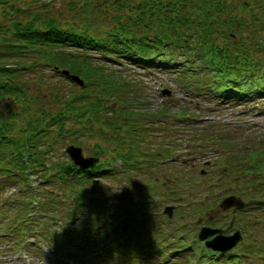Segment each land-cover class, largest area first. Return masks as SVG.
<instances>
[{"label":"trees","instance_id":"obj_1","mask_svg":"<svg viewBox=\"0 0 264 264\" xmlns=\"http://www.w3.org/2000/svg\"><path fill=\"white\" fill-rule=\"evenodd\" d=\"M18 3L0 0L3 8L18 11L6 25L0 24V179L5 178L13 185L16 171L48 180L54 175L70 189L68 195L64 194L68 204L77 201L76 209L69 210L70 220H87L94 228L107 223L109 234L101 233L98 251L91 249L94 257L98 252L115 254L113 245L108 243L111 247H107L105 243L114 233L116 243H120L119 253L132 248L130 257H125L128 262L127 258L138 252L146 259L150 248L147 253L139 249L149 243L142 242L132 231L124 245L118 235L121 216L115 212L123 199L104 200L105 195L97 193L102 186L100 178L113 170L107 169L111 162L101 159V163L84 168L73 162L63 146L68 141L76 145L94 141L93 147L99 154L107 151L109 139L115 136V149H121H117L113 162L116 158L124 159L123 169L133 171L138 167V154L142 159L150 153H140L147 130L137 131L135 120H148L144 127L148 129L152 120H163L161 117L182 120L189 112L170 103L152 107L138 96L133 97L135 100L130 96L124 100L125 93L119 91L124 89L121 74L107 69L102 62H94L98 56H92L88 49L111 61L145 64V68L156 65L168 73L174 72L187 90L196 95L215 98L212 93H219L232 104L242 100L259 103L264 101V0H86L70 3L73 13L67 21L49 14L24 16L19 13L25 8ZM102 22L107 23L104 26ZM64 46L70 49L63 50ZM180 61L190 65L181 73L176 70ZM49 68L56 73H48ZM65 70L83 77L84 86L69 87L67 81L74 86L76 83ZM211 70L216 76L207 86ZM34 75L37 76L33 79ZM127 85L130 95L137 94L136 86L129 82ZM129 106L132 107L127 109ZM127 143V149L123 150ZM55 154L56 157L61 154L62 158L56 159ZM256 162L264 166V155L259 154ZM260 172L264 174V169ZM136 196H132L131 205L122 203L121 209L130 210L137 203ZM42 197L45 198L43 194ZM40 201L44 211L51 210L46 206L51 200ZM30 204L26 203L27 214L30 207L32 210L35 207ZM139 207L147 210L150 205L142 200ZM41 217L51 223L47 213L41 212ZM208 222L214 224L210 218ZM78 228L76 233L72 231L76 235L80 233ZM23 232L32 234L29 227ZM148 233L147 239L156 234L150 229ZM78 236L95 247L89 235ZM250 247L247 243L244 254L251 251ZM231 250L208 252L216 260L220 258L213 256L216 253L227 259L238 258L241 250L234 253Z\"/></svg>","mask_w":264,"mask_h":264},{"label":"rangeland","instance_id":"obj_2","mask_svg":"<svg viewBox=\"0 0 264 264\" xmlns=\"http://www.w3.org/2000/svg\"><path fill=\"white\" fill-rule=\"evenodd\" d=\"M84 1L86 0H18L19 6L25 8L24 12L19 14L24 16L29 13H38L43 16L49 14L59 21H67L71 19L73 13L70 3L78 4ZM76 10L78 13L79 9ZM15 13L18 14V11L8 7L3 8L0 5V24L6 25L11 18L15 17ZM109 18L110 16L106 19ZM106 23L102 22V25L105 26ZM65 49L69 50L70 46H64L63 50ZM88 52L92 56H98L94 62H102L107 69L121 74V80L124 79V89L119 91L122 94L125 93L124 100H127L128 96L135 100L133 97L138 96V99L147 101L152 107L170 103L189 112L188 116L182 120L172 117L168 121L161 117L163 120L159 118V120L150 121L152 125L148 129L144 128L148 120H143L144 122L135 120L134 125L137 124L139 130H147L140 153L145 151L150 153L142 159L138 154L136 161L138 167L133 168V171L124 170L125 166L120 160L113 163V158L117 156V149H121L120 147L115 149L114 145L117 142L115 136L109 139L107 151L99 154L93 147L94 141L92 143L89 140L82 141L81 144L86 154H97L102 160L106 159L108 163L113 164L114 169L111 173L108 171L107 176L100 178L102 186L97 193L100 194L99 196L105 195L104 200L116 197L119 198L118 200L123 199L120 203L118 202L115 212L116 215L121 216L118 230L121 229L120 226L127 225L125 230L127 236L121 238L122 244L125 245L129 233L133 231L132 234L140 236L139 239L142 242L149 243L147 247L143 246L139 249L147 253L150 248L144 264H152L149 257L157 249H159L157 255L160 256L164 251L163 255L166 258L156 257V264H187L186 258L191 256L187 247L191 244L194 247H201V253L205 252V248L193 239V236L198 237L201 225L221 228L230 226L228 220L232 216V209H222L219 206L220 200L225 195L234 194L249 199L258 198L264 194V175L260 173L264 166L256 162L259 154L264 155L260 149V147L264 149V101L257 103L242 100L241 103L235 104L221 102L219 99L191 93L176 73L171 71L166 73L165 69L158 68L156 65L145 68V64L134 65L129 61L117 62L104 59L106 57H99L100 54L95 53L96 50L88 49ZM178 65L180 71L183 66L190 67L187 61H180ZM42 70V68L39 69V72ZM46 71L56 73L50 68ZM211 79L212 76L209 75L208 81ZM128 82L137 87L135 96L128 93ZM67 85L73 89L83 87L78 84L74 86L68 81ZM140 100L138 101L141 105ZM70 142L64 143L63 150ZM127 146L128 143L123 150H126ZM157 149L159 150L156 151ZM151 150L158 156L154 157ZM172 154L174 157L171 156ZM57 157L62 158L61 154ZM57 157L55 154L56 159ZM123 161L126 163L124 159ZM36 176L30 173H19L13 185L4 178L0 180V264H92V247L84 240L85 238H80L78 235L88 234L91 241L97 244L102 239L100 235L107 228V223L98 225L100 234H95L90 229V222L87 220H70L69 226L63 220L69 219V210L77 207V201H70L68 204L69 199L64 198V194L68 195L66 192L70 189L65 188L66 184L60 183L54 175H51L46 182L40 181V176ZM26 182L31 185H26ZM61 189L66 191L61 193ZM41 194L45 198L40 199ZM135 194L137 203L130 210L121 209L122 203L131 205L132 196ZM40 200L43 202L51 200L46 205L51 210H43V213H47L52 219L51 223L41 217ZM142 200L149 202L150 207L147 210L144 208L145 205L142 208L139 207ZM30 202H37L39 205L36 219L32 221L27 219L31 218L27 214L26 206V203L30 204ZM167 204L174 206L171 216L163 211ZM35 208H37L36 204L33 209ZM29 210L32 213L31 207ZM199 217H201L200 222ZM208 218L215 225L208 223ZM27 227L34 236L23 232V229ZM237 227L241 229L243 239L238 243L240 248L235 246L236 248L234 247L231 251L234 253L237 249L241 250L237 255L239 257L227 259L226 256H222L217 259L222 261L220 263L216 258L205 256L204 263L209 261L208 264H264V209L259 207L236 212L232 228L223 233H232ZM76 228L80 231L77 235L74 234ZM149 229L156 232L152 234L153 239L146 238L149 236ZM245 238L247 242L243 244ZM33 240L34 243L30 242ZM116 240L117 236L114 241L115 250L120 246ZM105 243L107 247H111L108 242ZM247 243L251 245L249 248L251 251L244 254ZM25 244L26 247L23 248ZM43 248L48 252L46 253ZM128 248L130 249L124 250L125 255L116 250L112 256H103L107 262L97 261L96 264L143 262L141 257H144L141 252L128 258L130 262L125 261L124 258L132 254L130 251L132 248ZM22 249H24V258H21ZM59 249L62 253L72 256H63ZM119 257L123 258L124 263L119 262Z\"/></svg>","mask_w":264,"mask_h":264},{"label":"water","instance_id":"obj_3","mask_svg":"<svg viewBox=\"0 0 264 264\" xmlns=\"http://www.w3.org/2000/svg\"><path fill=\"white\" fill-rule=\"evenodd\" d=\"M71 77L79 84L84 83V80L79 75L73 74ZM66 151L70 155L72 160L82 167H89L90 165L98 161V158L96 157L85 156L81 146L70 144L67 146ZM262 204H264V199L250 198L246 200L240 196L231 194L222 199L220 206L223 209H228L232 207L233 210H237ZM164 211L168 212V214H170L171 216L173 212V205H167ZM224 230L225 229L213 228L211 226L204 225L199 231V238L206 239L214 235V237H212L211 239L206 240V244L214 249L228 250L239 242V240L242 238V235L239 229H237L232 235L223 234Z\"/></svg>","mask_w":264,"mask_h":264}]
</instances>
